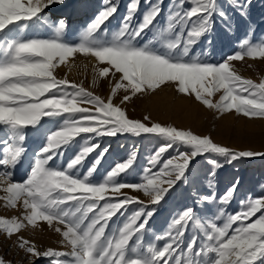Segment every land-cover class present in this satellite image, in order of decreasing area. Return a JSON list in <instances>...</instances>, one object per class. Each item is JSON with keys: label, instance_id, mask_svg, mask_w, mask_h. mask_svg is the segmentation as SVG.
<instances>
[{"label": "snow or ice", "instance_id": "6c2138e0", "mask_svg": "<svg viewBox=\"0 0 264 264\" xmlns=\"http://www.w3.org/2000/svg\"><path fill=\"white\" fill-rule=\"evenodd\" d=\"M186 0H172L175 7L168 17L166 29L158 36L162 47L134 45L137 38L151 28L163 10V0H143L148 9L139 24L133 20L140 11L142 0H129L127 14L113 42L93 40L108 21L119 11L118 0H103L104 7L88 26L83 42L70 46L58 39H23L22 33L30 22L40 19L45 9L64 0H0V129H3V158H0V189L5 194L0 200L6 209L22 210L12 218L0 217V235L7 240L16 238L18 249L26 256V264H37L39 259L69 256L65 264H264V196L250 197L242 202L241 211L228 214L223 226L214 221L205 224L196 221L194 209L187 208L175 217L169 228L155 241L163 239L162 246L155 242L141 247L148 220L155 208L144 204L137 196L123 190L131 189L150 198L151 205H159L164 196L182 179L197 156L215 154L230 156L232 160L264 157V152L233 150L221 146L210 136H201L190 130H179L161 123L148 124L149 116L135 120L128 116L122 105L152 95L166 83H171L178 94L193 96L209 109L232 112L249 118H264V82L254 84L233 70L231 62L246 57L264 60V44L248 46L246 41L238 52L220 64L208 65L198 60L186 61L190 46L211 30L213 16L218 12L217 0H187L192 6L185 10ZM251 3V0H248ZM223 16V12H219ZM18 26L16 35H8L10 26ZM182 26L172 40L167 35ZM67 24L60 20L57 33ZM126 37V39H121ZM151 43V42H150ZM163 48V50H162ZM179 50V51H178ZM176 53L175 55L173 53ZM76 53L94 57L105 66L97 70L100 78L111 77L113 95L123 89L124 94L115 104L84 87L71 84L54 75L56 68ZM182 53V54H181ZM117 74H120L117 76ZM223 90L221 103L210 97ZM87 105V106H85ZM66 117V122L51 133L45 147L37 155L26 181H13L12 169L26 151L24 130L35 127L43 117ZM130 133L135 136H159L165 142L149 157L138 184L120 182V177L134 165L137 153L124 162H118L99 184L90 180L107 154L100 153L87 175L75 178L72 170L83 165L98 145L85 139L83 147L66 168L49 167L51 161L62 155V149L83 134L115 136ZM174 146L188 151L168 155ZM213 163H215L213 161ZM167 185V187H164ZM233 185L221 197L219 204L227 205L236 195ZM213 203L214 195L202 197ZM130 204L139 205L118 230L106 234L109 222ZM152 208V211H146ZM259 213V215H257ZM91 214V215H90ZM255 217L254 220L251 218ZM46 222L61 237V244L69 253L48 249L40 251L31 240L20 233L29 226L41 227ZM195 223L200 235H194L184 245L188 225ZM135 237V240L133 238ZM0 264H13L0 256Z\"/></svg>", "mask_w": 264, "mask_h": 264}, {"label": "rangeland", "instance_id": "374dc122", "mask_svg": "<svg viewBox=\"0 0 264 264\" xmlns=\"http://www.w3.org/2000/svg\"><path fill=\"white\" fill-rule=\"evenodd\" d=\"M116 2V0H114ZM129 0H118L119 11L112 17L100 32L94 34L93 40L101 42H113L118 34L121 21L127 14V4ZM178 2V0H177ZM172 0H163L160 16L153 26L146 30L141 37L134 41V45L143 48L145 45L151 47H162L158 33L166 29L168 17L175 7L170 8ZM218 12L213 16L211 30L202 36L199 41L190 46L189 53L183 57L186 61L198 60L208 65H216L225 62L228 57L244 50L242 45L248 42V46H258L264 44V0H217ZM192 5L187 2L183 4L182 11ZM103 0H64V4H55L45 9L40 14V19L30 22L27 29L22 33L23 39H58L70 46H78L83 42V37L88 31V26L94 21L99 12L103 9ZM255 7L260 8V13L256 19L252 18ZM254 8V9H253ZM148 6L142 3L140 11L136 13L133 26L139 24L143 19V14ZM251 10V11H250ZM70 12V13H69ZM223 12L224 15H219ZM65 14V16L63 15ZM94 16V17H93ZM64 20L67 28L57 33L59 21ZM182 26L167 35V40H172L178 34ZM18 26H10L8 35H16ZM121 39H126L122 37ZM151 42V43H150ZM163 50V48H162ZM179 51V50H178ZM176 54L175 52L173 53ZM182 54V53H181ZM233 70L243 79L252 80L254 84L264 82V60L246 57L243 61L231 62ZM96 59L92 62L90 56L83 53H76L68 60L56 68L54 75L58 79H67L71 84L84 87L87 91L99 95L105 101L112 99L115 104H119V98L124 94L123 89L117 90L113 95L114 84L117 82L111 77L100 78L97 70L104 67ZM120 74H117L119 76ZM223 90H219L210 99L213 103H221ZM87 106V105H85ZM130 118L143 120L149 116L150 121H145L149 125L161 123L163 126H174L179 130H190L201 136H210L213 141L221 146L229 147L233 150H251L264 152V118H249L232 112H217L209 109L193 96L178 94L171 83L162 85L155 94L142 95L140 98L133 97V100L126 105H122ZM66 117H43L35 126L24 130L26 139L23 146L24 160L20 168L12 169L13 181H26L32 171L37 155L45 147L51 133L57 131L65 122ZM3 129H0V139H3ZM85 139H90L91 144L98 145L96 151L91 153L83 162V165L72 170L75 178H83L88 170L93 166L97 156L107 150V154L97 165L96 172L90 177L95 183H101L108 173L118 162L126 161L133 152L137 153L133 167L120 177V182L138 184L148 160L158 148L165 142L159 136L141 135L135 136L130 133L118 134L115 136H96L83 134L77 137L72 143L65 146L56 160L49 163V167L64 169L67 163L83 147ZM174 146L168 155H175ZM4 144L0 143V158H3ZM179 151H188L179 147ZM213 161L215 163H213ZM0 171H3L0 168ZM233 185H236V195L227 205H220L221 197ZM167 187V185H164ZM128 195H135L144 204L154 207V215L148 220V226L143 234L141 247L155 242L160 247L164 240L155 241V237L163 234L177 217L187 208H192L196 214V221L209 223L223 211L224 215L214 222L218 226H223L228 214H235L241 211L243 201L250 197L264 196V157L252 159L232 160L230 156H218L215 154H205L197 156L185 174V179L180 180L164 196L159 205H151L150 198L143 193H135L131 189L123 190ZM5 195L0 189V196ZM214 195L216 200L213 203H205L202 197ZM5 202L0 200V217L12 218L22 214V210L6 209ZM139 205L130 204L128 209L122 214H117L109 222L106 234L111 236L118 230L128 217L138 210ZM152 208L146 211H152ZM91 215V214H90ZM259 215V213H257ZM252 220L255 217L251 218ZM41 227L33 229L29 226L20 233L26 239L31 240L38 250L69 253L70 248L61 244L62 237L44 226L46 222L40 221ZM194 235H200V229L195 223L188 225L183 243L185 246L191 241ZM135 240V237L133 238ZM0 256L13 264H26L25 253L18 249L16 238L7 240L0 235ZM72 259L65 255L62 257L39 259L37 264H65ZM207 264V261H205Z\"/></svg>", "mask_w": 264, "mask_h": 264}, {"label": "bare ground", "instance_id": "6f19581e", "mask_svg": "<svg viewBox=\"0 0 264 264\" xmlns=\"http://www.w3.org/2000/svg\"><path fill=\"white\" fill-rule=\"evenodd\" d=\"M254 9V8H253ZM251 11V10H250ZM70 13V12H69ZM258 13H260V8H258V7H255V10H254V12H252L251 14H252V18L253 19H256L257 17H258ZM64 16H65V14H63ZM94 17V16H93ZM91 60H92V62H94L95 61V58L94 57H91ZM23 160H24V154L22 155V157H21V159L18 161V163L15 165V168L17 167V168H20L21 167V165H22V162H23ZM17 168H16V170H17Z\"/></svg>", "mask_w": 264, "mask_h": 264}]
</instances>
